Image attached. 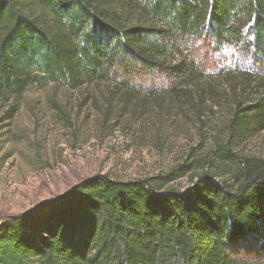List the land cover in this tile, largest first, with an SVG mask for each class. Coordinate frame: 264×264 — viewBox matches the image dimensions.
<instances>
[{
    "label": "trees",
    "instance_id": "obj_1",
    "mask_svg": "<svg viewBox=\"0 0 264 264\" xmlns=\"http://www.w3.org/2000/svg\"><path fill=\"white\" fill-rule=\"evenodd\" d=\"M198 43L264 60V0H0V125L44 85L94 88L123 109L170 100L202 122L217 99L188 60ZM227 75L230 109L208 156L138 180H81L0 226V264H239L251 247L264 256V157L232 152L264 131V78Z\"/></svg>",
    "mask_w": 264,
    "mask_h": 264
},
{
    "label": "rangeland",
    "instance_id": "obj_2",
    "mask_svg": "<svg viewBox=\"0 0 264 264\" xmlns=\"http://www.w3.org/2000/svg\"><path fill=\"white\" fill-rule=\"evenodd\" d=\"M195 49L196 58L188 60L194 58L200 65L204 75L199 83L212 88L217 99L213 107L203 106L202 122L190 105L181 108L170 100L156 103L147 97L123 109L117 101L108 106L106 94L94 88H29L16 115L0 125V226L43 207L89 176L138 180L168 172L191 153L208 156L217 135L223 137L220 130L230 109L224 94L233 76L227 74L247 72L264 78V60L253 51L230 46L208 52L198 43ZM160 80L155 82L158 90L167 88ZM143 88L153 89L148 82ZM247 136L233 154L264 157V131ZM187 178L174 185L186 187ZM254 252L246 249L239 264H264V256Z\"/></svg>",
    "mask_w": 264,
    "mask_h": 264
}]
</instances>
